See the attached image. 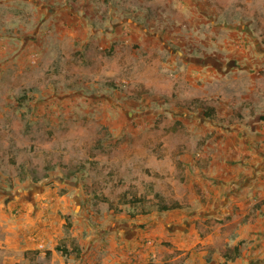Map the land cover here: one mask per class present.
<instances>
[{
  "label": "rangeland",
  "instance_id": "obj_1",
  "mask_svg": "<svg viewBox=\"0 0 264 264\" xmlns=\"http://www.w3.org/2000/svg\"><path fill=\"white\" fill-rule=\"evenodd\" d=\"M261 83L264 0H0V219L46 231L15 264H264L247 238L224 263L238 233L198 203Z\"/></svg>",
  "mask_w": 264,
  "mask_h": 264
},
{
  "label": "crops",
  "instance_id": "obj_2",
  "mask_svg": "<svg viewBox=\"0 0 264 264\" xmlns=\"http://www.w3.org/2000/svg\"><path fill=\"white\" fill-rule=\"evenodd\" d=\"M250 92L253 105L247 108L249 114L246 118L238 116L240 119L233 122L232 127H228V141H224L223 144L226 146L225 151H229L227 154L230 159L237 157L232 152L233 149L243 148L246 150L248 157H245V160L247 162L245 165L233 163L231 166H225L219 171L220 178L217 180L207 179L213 182V190L219 193H214L212 199H210L211 196L206 197L207 194H205V197L198 203L201 204V216L204 220L213 217L214 221L218 220L224 225L235 228L238 239L231 244L247 238L252 240L255 248H259V245L262 248L264 245V84L261 83L259 87H251ZM244 171L248 173V175L245 174V182L241 180L244 179L241 176ZM224 182H229L230 187L229 190H226L225 195H222L220 192ZM33 187L34 185L31 183L24 186L26 189H34ZM0 193L7 192L1 190ZM250 213L252 218L247 217ZM223 216L228 217L227 221H223ZM7 218H10L8 214ZM1 221L2 219H0V252L4 257H0V264H15L18 260L15 257V251H20L22 255H25L29 253V250L43 246L42 242H40L42 244L35 241L29 242V240H25L24 236L43 239L46 232L44 228L35 234L32 232L27 234V232H23L24 230L22 231L21 227L14 232L9 227L3 226ZM204 226L209 225L204 223ZM250 230L252 231L250 232ZM251 259H257V257Z\"/></svg>",
  "mask_w": 264,
  "mask_h": 264
},
{
  "label": "trees",
  "instance_id": "obj_3",
  "mask_svg": "<svg viewBox=\"0 0 264 264\" xmlns=\"http://www.w3.org/2000/svg\"><path fill=\"white\" fill-rule=\"evenodd\" d=\"M192 101L197 103V105L203 109L205 117L209 119L216 118V115H217L216 108L217 107L215 104H207L206 102H204V100L199 99V98H194L192 99ZM128 201L131 203V205H138L136 206V209H135L136 212L134 213L130 212L129 215L135 216L136 214H148L149 213L150 209L147 207L145 198L131 196L130 198H128ZM109 205L110 207H113L114 201H110ZM192 205H194L193 201L185 202V201H180V200H173V201H169L166 203L155 202L154 209L157 211H167V210H173L177 208L188 207ZM117 210L121 212L126 211L122 207H118ZM243 243H244L243 240H239L237 243L230 244L224 249L222 253V256L224 258V263L229 260H232L233 257H237L240 254V249ZM55 247L58 251H60L63 254H69L71 252L78 253L76 246H70L68 243H65V242L59 243Z\"/></svg>",
  "mask_w": 264,
  "mask_h": 264
}]
</instances>
